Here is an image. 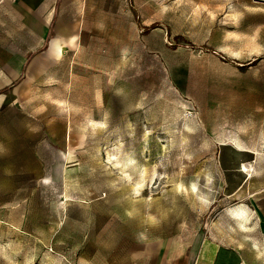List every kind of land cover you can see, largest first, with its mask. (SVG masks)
Masks as SVG:
<instances>
[{
	"label": "rangeland",
	"instance_id": "rangeland-1",
	"mask_svg": "<svg viewBox=\"0 0 264 264\" xmlns=\"http://www.w3.org/2000/svg\"><path fill=\"white\" fill-rule=\"evenodd\" d=\"M64 2L49 154L0 140V264H264V4Z\"/></svg>",
	"mask_w": 264,
	"mask_h": 264
},
{
	"label": "crops",
	"instance_id": "crops-1",
	"mask_svg": "<svg viewBox=\"0 0 264 264\" xmlns=\"http://www.w3.org/2000/svg\"><path fill=\"white\" fill-rule=\"evenodd\" d=\"M77 13L75 8H66L64 0H0V140L8 148L6 153L49 154V150L34 148L31 140L38 130L26 108L32 107L33 92L47 79L50 64H58L64 46L76 42ZM54 41L61 43L60 53L51 46ZM11 110L20 114H9ZM67 136L63 125L62 144ZM14 143L19 147L15 152L11 150Z\"/></svg>",
	"mask_w": 264,
	"mask_h": 264
},
{
	"label": "bare ground",
	"instance_id": "bare-ground-1",
	"mask_svg": "<svg viewBox=\"0 0 264 264\" xmlns=\"http://www.w3.org/2000/svg\"><path fill=\"white\" fill-rule=\"evenodd\" d=\"M51 46L58 52V53H60L61 52V43L59 42H56V41H54L52 44H51ZM252 176H249V179L251 178ZM238 214H242V211L241 212H238L237 213V215ZM239 216V215H238Z\"/></svg>",
	"mask_w": 264,
	"mask_h": 264
},
{
	"label": "water",
	"instance_id": "water-1",
	"mask_svg": "<svg viewBox=\"0 0 264 264\" xmlns=\"http://www.w3.org/2000/svg\"><path fill=\"white\" fill-rule=\"evenodd\" d=\"M254 2H257V3H262L264 4V0H253Z\"/></svg>",
	"mask_w": 264,
	"mask_h": 264
}]
</instances>
